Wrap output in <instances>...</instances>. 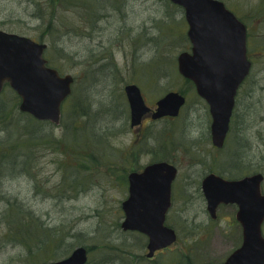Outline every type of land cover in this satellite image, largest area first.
<instances>
[{
	"label": "rangeland",
	"instance_id": "1",
	"mask_svg": "<svg viewBox=\"0 0 264 264\" xmlns=\"http://www.w3.org/2000/svg\"><path fill=\"white\" fill-rule=\"evenodd\" d=\"M223 1L249 28L252 61L223 156L240 153L264 171V0ZM54 4L0 0V28L46 42L49 64L74 79L60 125L21 111L9 85L0 92V264H43L78 246L88 248L86 264L224 262L241 246L242 228L234 207L212 221L206 209L205 170L225 163L211 141L207 103L179 71V54L192 52L184 11L169 0ZM133 83L151 107L169 91L185 95L180 115L148 112L131 126L125 87ZM162 160L178 168L165 221L177 238L153 257L145 234L121 227L122 204L129 174ZM19 214L30 226L26 244L10 233Z\"/></svg>",
	"mask_w": 264,
	"mask_h": 264
},
{
	"label": "water",
	"instance_id": "2",
	"mask_svg": "<svg viewBox=\"0 0 264 264\" xmlns=\"http://www.w3.org/2000/svg\"><path fill=\"white\" fill-rule=\"evenodd\" d=\"M172 1L184 8L193 45L192 52L179 54V71L195 82L199 94L209 102L213 139L221 145L229 128L236 90L250 71L247 27L222 0ZM46 47L44 42L0 29V91L5 82H9L22 98V111L38 119L59 123L61 105L72 92L74 79L71 74L61 75L47 65ZM125 91L131 110V126L141 124L143 116L152 108L137 84L126 85ZM184 102L185 96L180 92L169 91L157 101L152 117L178 115ZM176 173L175 165L162 160L146 165L142 172L129 174L130 194L122 204L125 218L121 227L139 230L149 236L148 256L177 238L175 230L165 225ZM259 177L258 174L251 178L255 185H258ZM206 194L212 200L211 191L206 190ZM221 200L229 201L232 197L219 199V202ZM255 206L254 218L247 211L242 218L245 233L242 247L220 264H264V238L261 235L264 200L260 204L256 202ZM211 209L213 211V207ZM88 258V249L78 246L69 256L43 264H86Z\"/></svg>",
	"mask_w": 264,
	"mask_h": 264
},
{
	"label": "flooded vegetation",
	"instance_id": "3",
	"mask_svg": "<svg viewBox=\"0 0 264 264\" xmlns=\"http://www.w3.org/2000/svg\"><path fill=\"white\" fill-rule=\"evenodd\" d=\"M247 29H249L248 26H247ZM248 56H249V54H248ZM246 78L241 83L240 87L238 88V90L236 92V95L234 96V106L232 108L230 121H231L232 115H234L233 111H234L235 107H238L237 96H238V93L240 92V90L242 88L243 83L246 82ZM203 100L207 103V105H208L207 109H208V112L210 113V116H211V121L209 122V129L211 132V141H212L213 147L222 153L221 155H222L224 163H225L224 167H222L223 170L215 169L212 166L205 170V175H204L202 182H201V190H202L203 196H204L205 201H206V209L209 213L210 220L212 221V220L218 219V209H220L221 207L232 206L235 208V215H234L235 219L237 220V223L242 228V237H241L242 243L240 246V247H242V245L244 243V239H245L244 222H243L242 218L244 217V214L246 211L251 213L252 218H254L255 213H256L255 203L257 202L258 204H260L264 200V171H262V169H259L257 167V165L254 164V162L251 160L250 157H244L242 155L240 158L239 157L240 153L238 154V157H236L238 159L233 158L230 161L225 160L223 154H224L225 149L227 148L226 140H227L228 135H229L230 130H231L230 121H229V128H228L226 136L223 140V143L221 145L216 144L214 142L213 134H212L213 116H212V113L210 111V106H209L208 101L206 99H203ZM234 113H235V111H234ZM149 115H151V113H149ZM235 116H237V115H235ZM163 118H165V117H163ZM247 152H249V151H247ZM217 154H220V153H217ZM235 155H237V152ZM142 171H138V172H142ZM229 171L231 172L230 175L227 174V172H229ZM177 174H178V168H177V173H176L175 178L177 177ZM258 174L260 175L259 183H258V185H255V180L251 179V178H255V175H258ZM211 176H213V177H211ZM175 178L172 181V186H171L172 189H173V182H174ZM172 189H171V201H172V203L166 212L165 221L167 219L169 210L173 206ZM206 190L211 191L213 202H212V200H210V197L207 196ZM256 195H257V197H256ZM230 196L232 197V200H229V201L221 200L219 202V199H225V198L230 197ZM211 207H213V211H212ZM245 207H247L248 209H244ZM261 230H262L261 235L264 238V218L261 221ZM239 248H237L236 250H238ZM165 249H167V248H165ZM161 250H163V249H160L158 251H161ZM231 255H229L228 258Z\"/></svg>",
	"mask_w": 264,
	"mask_h": 264
},
{
	"label": "trees",
	"instance_id": "4",
	"mask_svg": "<svg viewBox=\"0 0 264 264\" xmlns=\"http://www.w3.org/2000/svg\"><path fill=\"white\" fill-rule=\"evenodd\" d=\"M54 1V0H52ZM59 1H61V3H66L68 0H55V6H59ZM82 1H87V0H82ZM65 5V4H64ZM64 5L62 6V9L64 8ZM41 13H39L38 15H36V17L40 16ZM44 19V17H43ZM70 105H72V103L70 102ZM65 108V107H64ZM32 135V134H31ZM31 137V136H30ZM29 137V138H30ZM33 138V137H31ZM15 150V146H13V148L11 149V151L13 152ZM6 151V150H5ZM16 219V222L19 223V224H13L11 227H10V233L12 234L13 238H15L16 240H22L21 242L24 243L25 240L27 239V237H29V232H30V226L28 225V223L26 222V217L22 214H19L15 217ZM29 229V230H28ZM44 229V228H42ZM43 231V230H42ZM44 232V231H43ZM38 233V232H37ZM38 236H40V234L38 233L37 234ZM49 235V233H48ZM35 242V241H33ZM26 244V242H25ZM27 246V245H26ZM29 247V245H28ZM30 250V248H28Z\"/></svg>",
	"mask_w": 264,
	"mask_h": 264
}]
</instances>
